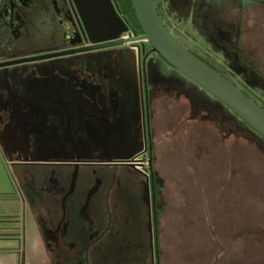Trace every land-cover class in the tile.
I'll return each mask as SVG.
<instances>
[{
	"label": "rangeland",
	"instance_id": "374dc122",
	"mask_svg": "<svg viewBox=\"0 0 264 264\" xmlns=\"http://www.w3.org/2000/svg\"><path fill=\"white\" fill-rule=\"evenodd\" d=\"M262 11L264 2L256 12ZM163 13L165 25L181 44L182 40L197 44L201 52L220 62L212 53V48L202 40L198 17L194 14L187 16V9L180 8L163 9ZM244 18L247 22L241 28L239 42L245 53L253 54L246 58L249 59L248 67L258 68L262 77L264 16L263 13L259 16L252 14ZM249 26L251 30L246 32ZM139 44L131 45H135L134 50L143 47L142 53L150 49L146 41ZM213 44L217 52L227 57L215 41ZM258 45L260 51L253 49ZM119 62H123L121 57H111V71L108 74L112 84L111 97L120 104L119 118L127 128L137 122L139 133L134 131L118 148H96L93 152L79 150L83 161L106 160L115 163L141 150V116L138 112L141 111L142 90ZM222 62L227 65L228 74L233 76L234 81H244L242 76L230 72H236L234 64ZM100 64L96 63L93 67L96 78L101 77ZM161 67L158 80L162 83L149 82V88H143V99L149 98L155 123L156 171L164 178L168 197L163 203L158 201L163 210L158 211L157 221L153 220L151 211V230L156 222L158 224L159 264H264V143L257 142L254 135L240 123L233 130L227 124L223 125L225 121L219 112H227L218 102L165 63L162 62ZM13 71L12 67L1 68L0 77ZM256 72L254 75L257 77L259 74ZM163 84L169 89L166 90ZM115 85L121 88L115 90ZM254 85H257L255 89H243L259 101L258 105H264V87L260 88L261 83ZM189 99H196L197 105L202 107H192ZM65 113L60 121L48 119L33 122L35 132L38 131L35 125H43L41 143L48 138L49 144V131L56 132L57 128L61 143L56 151L55 148H38L36 136L30 149L23 143H17L22 144L21 148H9L5 134L9 135L10 132L0 131V219L10 226H18L24 257L37 259L41 256L44 264H55L62 254L55 250L52 239H49L51 244L47 245L40 224L48 225V218L56 223L60 214L72 210L73 200L82 204L87 198L88 207L79 208L77 221L72 220L69 239L65 238L69 246L73 243L79 247L89 244L88 236L81 235L79 230L89 228L94 216L98 215L103 222L109 223L116 218L119 221L115 224L120 231L124 222L129 225L126 239L132 249L129 256L132 255L134 260L129 264H151L149 210L144 195V179L137 172L125 165L80 166L73 197L63 206L60 192L54 194V184L64 180V186L68 188L74 173L71 167L62 165L73 160L72 139L76 141L73 124L68 122ZM228 118L231 116L228 115ZM136 134L139 137L137 145L133 141ZM53 160L61 163L50 164ZM99 189L103 191L100 197L98 194L91 195V190ZM104 191L114 194V203L105 200ZM34 230L39 231L40 235L37 236L40 241H35L31 252L28 235L30 232V236H33ZM60 241L64 243L63 239ZM114 243L110 240L98 254L90 251L89 262L125 264L116 258ZM136 249L139 251L137 254ZM83 255V252L71 250V257L82 260Z\"/></svg>",
	"mask_w": 264,
	"mask_h": 264
},
{
	"label": "flooded vegetation",
	"instance_id": "af4514ba",
	"mask_svg": "<svg viewBox=\"0 0 264 264\" xmlns=\"http://www.w3.org/2000/svg\"><path fill=\"white\" fill-rule=\"evenodd\" d=\"M155 2L164 22L166 21L163 9H187V16L194 14L198 17L203 42L212 48V53L220 59V62L204 51L201 52L202 50L196 47L197 44L182 40L184 46L188 45L187 48L194 55L215 68L247 97L259 103L243 88L253 87L255 89L257 85L254 84L259 83L262 84L260 88L264 87V76H260L261 71L258 68L248 67L247 60L249 59L246 58H250L248 55L253 54H247L245 49L241 48L239 34L242 33L241 28L247 22L244 17L249 18L250 15L257 14L256 11L261 9L263 0H155ZM262 13L264 16L263 11ZM262 13L259 12L260 15ZM249 29L251 30V27L246 32ZM131 41L133 43L130 40L128 42L118 40L114 44L111 42L91 44L83 30L73 0H0V64L18 62L0 67V69L14 68L12 73L7 72L4 77H0V131L10 132L9 135L5 134L9 148H21L22 144L17 143H23L26 148L30 149L33 140L37 138L38 148L44 147L47 150L55 148L54 151H56L60 149L61 143L57 128H55L56 132L55 130L49 131V144L48 138L41 143L44 134L41 133L43 125H35L38 128L35 132L33 122L48 119L60 121L66 112L68 122L73 124L76 141L72 139L73 160L63 162L62 165L71 167L74 173L75 167L78 173L80 166L125 165L144 179V195L150 220L151 264H159L158 224L156 222L152 231L151 211L153 220L157 221L158 211L163 210L158 201L163 203L168 200V197L164 188V178H161L156 171L155 123L154 118L152 120L153 112L150 109L149 98L143 99V88H149V82L162 83L158 80V74L161 72L163 61L151 52V47L142 53L143 47L134 50L135 45H131L145 42V40L137 38ZM213 41L218 44V48L226 52L227 57H223L216 51ZM223 41L228 42L226 49L222 47ZM253 49L260 51L261 48L258 45ZM113 55L123 59V62H119L120 65L125 66L142 90L141 111L138 112L141 116L142 147L140 151L120 162L83 161L79 150L93 152L96 148H118L121 143L131 137L134 131L139 133L136 128L138 127L137 122L135 125L131 123L127 128L119 118L120 104L114 97H111L112 84L108 79V74L111 71L109 68ZM222 61L234 64L236 72H230L242 76L244 81H234L233 76L228 74L227 65H224ZM100 62L103 63L100 64ZM96 63H99L102 69L99 71L100 78H96L95 69H93ZM255 72L259 74L257 77L254 75ZM115 86V90L121 88L120 85ZM165 89L169 88L166 86ZM188 101L192 107L197 106L196 109L202 107L197 105L196 99ZM222 105H220L221 108L225 110L226 106ZM261 107L264 108V105L261 104ZM93 108L96 112L92 111ZM227 110V114L222 110L219 115L225 121L222 124H227L233 130L234 126L237 128L239 118L228 108ZM228 115L231 118H228ZM28 138H30V143H28ZM133 141L135 145L138 144V134L135 135ZM57 163L61 162L53 160L50 164L57 165ZM72 178L68 188L64 186V180L54 184V194L60 192L63 206L73 197L75 184L71 190ZM101 192L103 191L100 189L91 190V195L98 194L100 197ZM103 195H105V200L114 203L115 197L111 191H104ZM98 202L97 204H100ZM64 214L58 216L56 223L48 218V225L40 224L41 233L47 245L49 246V239H52L55 250L62 254L58 256L55 264H91L89 252L100 253L110 240L115 242L117 259H121L125 264L134 261L132 255L129 256L132 249L127 245V226L129 225L126 222L123 223L125 227L122 226L120 231V227L115 224L118 219L113 218L109 223L103 222L98 215L94 216L90 220L89 228L82 227L79 230L81 235L88 236L89 244L79 247L77 243H73L69 246L65 238L69 239L72 228L71 225H65ZM61 239L64 243L60 241ZM71 250L83 252V259L71 257ZM138 252L136 249L135 254Z\"/></svg>",
	"mask_w": 264,
	"mask_h": 264
},
{
	"label": "water",
	"instance_id": "95a60500",
	"mask_svg": "<svg viewBox=\"0 0 264 264\" xmlns=\"http://www.w3.org/2000/svg\"><path fill=\"white\" fill-rule=\"evenodd\" d=\"M144 39L166 65L218 100L264 139V109L219 72L194 55L171 33L159 16L155 0H130ZM83 30L93 45L115 43L128 31L111 0H73ZM13 62L10 64H15ZM0 64V67L10 65ZM73 174L74 187L77 167Z\"/></svg>",
	"mask_w": 264,
	"mask_h": 264
},
{
	"label": "crops",
	"instance_id": "0c3cea01",
	"mask_svg": "<svg viewBox=\"0 0 264 264\" xmlns=\"http://www.w3.org/2000/svg\"><path fill=\"white\" fill-rule=\"evenodd\" d=\"M222 47L226 49L228 47V42L223 41ZM88 204L89 202H87V199H85L82 204L76 199L72 201V210H67L64 214V219L66 220V222H70L68 225L73 224L72 220L76 222L77 212L79 208L83 206L87 208ZM17 216L20 219V214H18ZM0 222H2L0 224V264H44L41 256L37 259H29L23 256L22 241L20 237L21 235L17 232L19 228L16 224L14 226H10L9 224L5 223L4 219H0ZM37 235H40L39 231L34 230L33 236L32 234L30 236L29 232L28 240L31 243V252L34 249L35 241H40Z\"/></svg>",
	"mask_w": 264,
	"mask_h": 264
},
{
	"label": "trees",
	"instance_id": "16d2710c",
	"mask_svg": "<svg viewBox=\"0 0 264 264\" xmlns=\"http://www.w3.org/2000/svg\"><path fill=\"white\" fill-rule=\"evenodd\" d=\"M117 13L119 14V16L124 20V22L126 23V25L128 26V30L131 31L132 33H134L136 36H144L142 29L140 28L138 21L136 19L132 4L130 0H111ZM159 16L163 19V17L161 16V14L159 13V10L157 9ZM257 15L259 16V12H257ZM166 26V25H165ZM199 58V57H198ZM201 59V58H200ZM202 61H204L203 59H201ZM205 62V61H204ZM206 63V62H205ZM208 64V63H207ZM209 65V64H208ZM211 66V65H209ZM212 67V66H211ZM213 68V67H212ZM215 69V68H213ZM216 70V69H215ZM217 71V70H216ZM209 97V96H208ZM210 99H213L211 97H209ZM216 99H214L215 101ZM218 101V100H216ZM220 105H222L221 103H219ZM223 106V105H222ZM263 108V107H262ZM264 109V108H263ZM225 111H228L227 108L225 107ZM239 123L241 125H243L246 130H249V132H251V134L254 135V137L257 139V142L260 141L262 143H264V139L259 136L258 134H256L252 129H250L244 122H241V120H239ZM243 132V131H242ZM244 133V132H243Z\"/></svg>",
	"mask_w": 264,
	"mask_h": 264
},
{
	"label": "built area",
	"instance_id": "2783aa9c",
	"mask_svg": "<svg viewBox=\"0 0 264 264\" xmlns=\"http://www.w3.org/2000/svg\"><path fill=\"white\" fill-rule=\"evenodd\" d=\"M137 38L145 40L144 36H136L134 33H132L131 31L128 30L126 33H124L120 36L119 40L126 41V42H128L130 40V42L133 43L131 40H134Z\"/></svg>",
	"mask_w": 264,
	"mask_h": 264
}]
</instances>
